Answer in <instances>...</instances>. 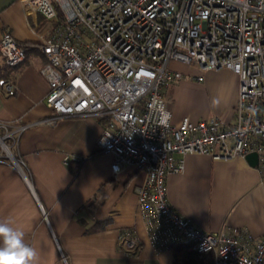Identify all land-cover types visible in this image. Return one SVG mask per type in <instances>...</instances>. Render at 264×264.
Instances as JSON below:
<instances>
[{"label":"built area","instance_id":"2783aa9c","mask_svg":"<svg viewBox=\"0 0 264 264\" xmlns=\"http://www.w3.org/2000/svg\"><path fill=\"white\" fill-rule=\"evenodd\" d=\"M19 1L56 22L38 44L44 57L39 70L48 83L45 104L52 110L41 122L102 120L96 145L111 155L113 175L126 165L144 173L135 193L151 246L188 245L212 253L213 264H263L264 233L254 238L238 229L197 228L169 205L165 176L183 170L174 153L232 158L256 152L264 165V0ZM25 57V44L3 31L0 88L8 96L18 91L13 70ZM171 61L195 66L196 80L208 69L237 74L231 125L218 116L171 121L166 91L182 78ZM23 128L11 132L0 123V161L13 157L21 170L11 147ZM120 239L129 252L138 246L127 235Z\"/></svg>","mask_w":264,"mask_h":264},{"label":"crops","instance_id":"0c3cea01","mask_svg":"<svg viewBox=\"0 0 264 264\" xmlns=\"http://www.w3.org/2000/svg\"><path fill=\"white\" fill-rule=\"evenodd\" d=\"M55 25V20L25 10L19 0H0V37L8 31L27 47L25 60L13 70L18 91L8 96L0 88V123L11 132L24 126L14 133L11 147L22 170L14 160L0 161V223L23 232L24 243L35 251L30 264H174L171 247L156 249L148 240L135 193L144 173L126 165L114 176L111 155L98 150L102 120L74 116L41 122L52 110L45 104L48 83L39 70L44 57L38 44ZM183 65L169 63L182 73L166 91L171 121L218 116L231 125L237 74L208 69L196 80V67ZM262 147L264 156V142ZM174 157L184 166L181 173L165 176L166 197L180 216L207 232L238 229L254 238L264 233V165L259 159L250 166L242 156ZM97 222L98 229H91ZM122 235L136 239L137 248L127 251Z\"/></svg>","mask_w":264,"mask_h":264},{"label":"clouds","instance_id":"9594fccd","mask_svg":"<svg viewBox=\"0 0 264 264\" xmlns=\"http://www.w3.org/2000/svg\"><path fill=\"white\" fill-rule=\"evenodd\" d=\"M0 264H30L35 251L23 241V232L0 223Z\"/></svg>","mask_w":264,"mask_h":264},{"label":"trees","instance_id":"16d2710c","mask_svg":"<svg viewBox=\"0 0 264 264\" xmlns=\"http://www.w3.org/2000/svg\"><path fill=\"white\" fill-rule=\"evenodd\" d=\"M26 53H27V47ZM73 175L76 173V169H72ZM100 223H96L91 229H98ZM174 255V264H209L211 260H208L207 256L209 253H198L192 250L188 245H174L171 247ZM211 254V253H210ZM213 257V255H212Z\"/></svg>","mask_w":264,"mask_h":264},{"label":"water","instance_id":"95a60500","mask_svg":"<svg viewBox=\"0 0 264 264\" xmlns=\"http://www.w3.org/2000/svg\"><path fill=\"white\" fill-rule=\"evenodd\" d=\"M244 159L250 166H256L258 164V154L256 152L247 153ZM11 160H13V157H11Z\"/></svg>","mask_w":264,"mask_h":264},{"label":"rangeland","instance_id":"374dc122","mask_svg":"<svg viewBox=\"0 0 264 264\" xmlns=\"http://www.w3.org/2000/svg\"><path fill=\"white\" fill-rule=\"evenodd\" d=\"M184 65L186 66L187 64H184ZM184 65H183V66H184ZM184 73H185V76H184V77L187 78V77H188V76H187L188 70H187L186 72H184ZM189 75L191 76V75H192V72H190ZM189 78H191V77H189Z\"/></svg>","mask_w":264,"mask_h":264}]
</instances>
